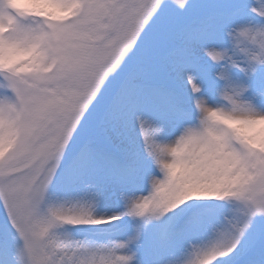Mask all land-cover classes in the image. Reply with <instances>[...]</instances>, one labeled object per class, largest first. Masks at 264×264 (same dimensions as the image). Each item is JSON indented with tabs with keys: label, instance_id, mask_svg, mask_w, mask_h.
Instances as JSON below:
<instances>
[{
	"label": "snow or ice",
	"instance_id": "6c2138e0",
	"mask_svg": "<svg viewBox=\"0 0 264 264\" xmlns=\"http://www.w3.org/2000/svg\"><path fill=\"white\" fill-rule=\"evenodd\" d=\"M0 264H264V0H0Z\"/></svg>",
	"mask_w": 264,
	"mask_h": 264
}]
</instances>
